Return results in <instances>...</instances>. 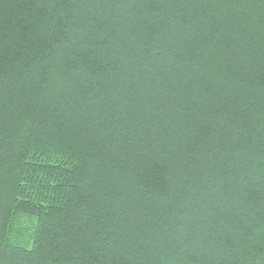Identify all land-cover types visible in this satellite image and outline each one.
Here are the masks:
<instances>
[{"label": "trees", "instance_id": "trees-1", "mask_svg": "<svg viewBox=\"0 0 264 264\" xmlns=\"http://www.w3.org/2000/svg\"><path fill=\"white\" fill-rule=\"evenodd\" d=\"M0 264H264V0H0Z\"/></svg>", "mask_w": 264, "mask_h": 264}]
</instances>
